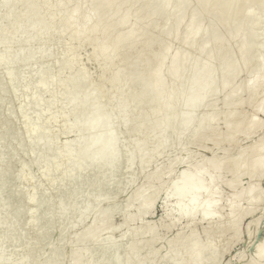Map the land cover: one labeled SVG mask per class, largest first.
Returning a JSON list of instances; mask_svg holds the SVG:
<instances>
[{
    "label": "bare ground",
    "instance_id": "bare-ground-1",
    "mask_svg": "<svg viewBox=\"0 0 264 264\" xmlns=\"http://www.w3.org/2000/svg\"><path fill=\"white\" fill-rule=\"evenodd\" d=\"M51 1L55 2L56 0H16L9 6H2L4 7L2 13L6 16L12 17V30H18L20 28L21 22L23 23L27 20V13L34 4L35 6L38 5V8L35 12L39 10L37 12L38 15L36 20H49L47 21L46 26L50 24V27L44 34H41L42 31L36 32L38 26L33 27V31L35 33H33L32 37L30 36L26 40V42L29 41V43L26 45V48L18 54V56H20V54L25 55V50L29 48L31 53L41 54L44 65H47L48 62H50V59L64 58V60L59 63L61 70L70 68L72 57L78 56L81 63L75 65L73 68L81 70V73H83V68H85L84 72H87L91 79L88 82H82V77L74 76V74L73 76L69 77L68 81H60V83L63 84L67 88V91L70 92L69 96L75 99L88 95L87 97L82 98L89 99L92 104H95L94 106L99 105L96 104L98 102L96 100V94L100 93V95L108 96L113 95L117 91L124 90L123 88H130V85L132 87L134 77L132 73L128 72V69L133 63L134 59L140 55L138 52L136 54L133 51L134 45L141 43L139 30L147 25V20L151 15L157 11L165 9L168 0H106L102 6H96L101 0H69L61 4H54L55 6L57 5L59 8H61V14H56V7L53 5V3H51ZM192 1H195V3L209 2V5L202 11H197L192 6ZM256 1H259L261 4L264 3V0H182L181 4L176 9L171 18H169V20L162 25V30L165 37L163 38V42L166 41L165 44L171 40L179 41L182 44L195 47L205 56L207 60H210L217 53H224L226 50L225 47L220 45L221 35L216 32L217 25L227 24L230 15L232 13L236 14L237 18L233 22V25L237 29L236 34L239 37V46L236 51L240 54L241 59L238 64H230L231 55L228 54L226 60L222 61L219 65L217 74L218 78L226 77L228 75H239L243 68L248 66L250 62L258 60L259 64L251 71L249 76L250 82L243 89H235L233 88L232 84H229L224 89L223 97L224 100L227 101L229 100L230 95L233 93H251L256 86H264V59H261V56H264V47L262 48L260 60L259 57H255L253 59V56L248 58L244 54L246 47L245 39L257 24L258 13L260 12L264 16L263 8L257 9V13L252 10V4ZM6 2L8 3L11 1L7 0ZM46 3L51 4L49 6L51 8L42 9ZM146 3L150 4L147 8L144 6ZM127 5L131 7L130 12L116 15L120 9ZM21 6L23 8L24 6L27 8L26 13L22 12L24 9H18ZM82 9L83 11L86 10L83 21L81 24L74 25L73 17L79 16V13ZM207 17H209L211 21L210 24L205 25L204 20ZM132 18H135L136 20L135 26H133L130 30L120 29L123 24ZM184 18H186L184 25L179 26ZM0 24H2V22ZM157 26L158 25H156V27ZM171 27L176 28L171 31ZM60 34H68L62 42L57 41V38ZM38 36L43 37V42L48 44L49 47L57 44L58 46L56 45V48L54 47V52H48L45 49L38 51L37 47L34 48L33 44ZM16 40L17 38L14 34L12 38L8 39V42L5 40L7 42L6 44L0 45V76H2L5 80L9 77L5 76L6 68L3 66L1 61L4 57L11 53L13 49L12 45ZM81 42H83L82 51L78 50V45ZM163 42L160 43L163 44V46H159L158 44L156 46L157 49L154 47L153 50L152 44L146 46V49L148 48L147 52L150 51L149 48H151L152 53H148L147 57L144 55L145 53H143V60L145 59L147 64L149 62L150 66L151 61L152 65L154 64V66V60L157 63L154 68H149L151 75L150 73L146 72V74H149L150 77L152 76L153 79H150L151 81L149 84L139 87L138 89L132 87L128 90V95L125 100H130V102H133L131 105H129V108L118 109L111 120L99 114L91 115L84 119L80 118L81 120H84L85 131L95 127H102L103 129L108 124L113 126L119 125V129L118 126H115L117 129L115 130L114 127L112 135L107 139L114 140V138H118L117 144L124 141L125 138H127L128 141L127 144H125V147H123V149L117 155L107 159V161L104 160V153L106 149L110 150L111 145L109 143V148H107V144L99 141L97 136L91 135L90 138L84 141L86 144H91L93 141H95V143L97 142L99 145L93 150L81 152L75 148L67 149L68 152L66 154L68 156L65 155L63 160L69 164L78 163L77 168L72 169V171H82L81 173L86 174L92 171V175H99L104 173L103 169H98L96 166V164L99 163L97 162L98 160L105 164H109L110 161H116V159H120V164L117 168L113 169L111 173L113 177L108 172L105 173L106 175L109 174V176L113 178H106L108 183L107 185L100 184L97 187H92L89 185L88 190H90V192L88 191L87 193L78 197L85 198V202H87L88 206L86 205L84 210H81L80 212L78 210L76 215L70 216L72 221L70 222L71 224L67 226L69 229L68 231L66 230L63 233V237H61V250L60 252L58 251V253L52 252V255L55 254V256H52L51 259L54 260L58 256L68 253L70 255L68 264H81L80 260L91 258L95 252L100 251L102 248V251L105 252V256L100 257V259L95 264H106L108 262V255L117 251L122 241L125 242L130 240V232L132 229H137L142 233L151 234H155V232L158 231V227L150 226L143 222L146 217L152 215L153 213V198L145 200L146 198H144V191L151 193L160 191L163 192L165 196L168 195V187L165 185V180L168 178L173 166L175 165V161L173 159L166 161L168 170L160 172V180L158 182L150 185H144L141 183L136 186V193L129 200H127V207L129 208L132 206V204H137L139 207L138 210L134 213H130L129 211L120 214L118 215L120 218L118 219V216L116 218L118 219L119 223L123 222L125 224L124 226L126 227L124 228L126 229V232H124L125 234L122 233L123 236L120 238V241H114L110 239V235L115 234L119 230L118 228L120 224H118L117 220V223L115 222L108 228L109 231L107 235L102 236L100 234L102 229L105 230V223L111 216L108 212L102 211L101 213H98L86 226L85 235L80 241L81 245L83 246V248H81L82 250L73 248L70 249L68 245V240L71 239V236H68L70 228L75 225H79V223L85 218L87 211L96 203L98 199V197L96 198V195L93 194L95 193L92 191L93 188L100 189L104 195L108 193L119 194L128 186V182L130 181L129 179L144 172L147 159L146 154L148 152L145 150L137 152L136 147L138 143L142 144L147 142V134H149L153 128H156L157 124H150V127L147 126L146 131L144 132L138 131V126L139 124L148 123V119H151L152 107L159 100V93L163 90H166L167 94L162 100L163 102L161 106L165 113L170 114L172 109L171 103L173 102V97L170 94L171 90L179 88V93H183L185 88L189 87L195 91V103L190 109H188V113H192L194 110H196L195 105L196 101L198 100L197 93L199 91L205 90V92L209 93L214 91L213 89L205 88L206 72L205 66L203 64L200 66L201 72L196 81L192 82L190 85H178L176 79L189 72L188 70L190 67L188 55L182 53L177 48L169 47L167 44V46H165ZM158 48L159 50L162 49V51H159ZM155 50H158L159 53L155 52ZM93 55H98L99 58L97 64L90 63V65L88 64V60ZM146 62H144L145 67ZM147 69H144V72ZM19 73L20 70L16 69L14 71L13 78H18ZM112 74L115 75L111 76ZM31 79L32 78H28L24 85L26 86L25 88L28 89V92L30 93L29 95L33 93V100H36L37 94L34 91V84H32L33 80ZM18 80L16 81H18L20 84V76ZM169 81L171 84L170 87H167V83ZM215 81L218 82L217 79ZM55 82L56 79L54 80V83ZM97 82H99L100 86L96 84ZM43 83L44 84H42V88L40 90L53 96L55 93L51 94V83L46 81H43ZM78 83L81 84L79 85ZM56 85L57 84L55 83L52 88H54ZM94 86L96 87L95 90H93L91 93H88L91 89H94ZM98 87H100V89ZM144 102L147 103L148 109L144 114L141 113L140 115L138 113V108H140ZM63 103L64 102H57L54 98H52L51 100L45 102L44 105L47 107L53 106V109L57 110L58 108L62 107L61 105H63ZM109 108L110 107H107V109ZM254 108L255 110L259 111L261 116L264 117V94H262L256 100ZM33 111L37 110H32L31 112ZM84 113L85 117L88 114V111L85 110ZM135 115L140 116L137 118L138 122L132 124V120ZM51 118H53V120L56 119L57 112H52L46 115L43 119L40 118L41 120H44L43 122L45 123H43V126H41L42 128H40L42 135L40 136V144H38L39 147L35 149V151L40 152L39 154L41 155V160L44 156L43 151L45 141L43 140L56 130V128L47 126L53 121L50 120ZM77 119L78 117H73L72 121H74L76 124ZM69 120L70 119H67L66 121ZM34 122H37V120ZM134 125L136 126L133 127ZM210 126V121H200L195 125V129L189 130V134L196 131L204 132L209 130ZM64 127L66 130L71 129L72 131L73 123L71 120ZM169 131H172V137L174 140L187 134L186 132L174 133L173 130ZM254 131H264V123L258 118H255L253 115L249 116L245 122L242 121L238 116L234 117V119L231 121L224 122L220 131L215 136L208 139L209 144H211L210 146L215 147L219 145L222 135L226 132L229 133L228 140L226 141L225 145L217 151V154H214V156L205 160H196L187 168L182 169L177 173L176 180L171 182V192L174 194L173 203L174 206L178 208V211L171 215L168 208L165 206L161 210V213L162 217L167 220V223L163 225L166 229H170L175 225H182L183 227L181 228L182 230L178 232L177 239L172 243L170 252L166 255H159L158 259L156 258L153 262H149V264H159L165 258L169 259L173 256L174 252L180 248H184L186 251L196 250L199 239L191 232L190 229L193 226V223L199 219L211 218L222 210L226 211L227 214L225 217L217 218V220L211 224L208 231H206V234H208L207 236L218 240V242L223 243L220 246H224L228 240L225 238V230H236L239 219H243L244 217H254L258 206L264 201V191L261 187L264 181V137L258 138L256 140L247 139L242 142V146L246 145L247 150L241 154L240 157H238L240 164L239 169L234 168V164L238 162L236 161L235 156H231L235 154L237 155V153L240 154L239 152L241 148V145L233 144L232 138L240 133ZM68 133H66V135H68ZM63 139L65 138L59 139V142L56 144V146H58L59 143L63 141ZM141 140L144 141L139 142ZM152 143L155 144V140L152 141ZM51 157L52 156H49L50 161ZM68 158H73L75 160L67 161ZM90 158L95 160L91 161L89 168L86 170L82 169L81 164ZM124 160H126L125 163ZM53 161L55 162V159ZM65 161H62L61 163H64ZM129 169L131 172H129ZM113 173L117 175H113ZM118 173H121V175H118ZM88 177H90V175H88L87 178ZM99 178L104 181L103 176H100ZM98 204H103L104 206L108 205L103 201H100ZM109 205V207L115 209L118 206V201L114 198ZM258 223V217H254L247 223L246 228L249 234H252L251 226L253 225V227L256 228ZM261 224L264 228V221H262ZM134 225L137 226L134 227ZM224 227H227L228 229ZM91 231H93L94 235H90L92 233ZM29 233H31V230ZM90 240L94 241L92 246H89L88 244ZM102 240L107 241L103 243L101 242ZM154 242L155 240H151L146 244L141 243L137 245V248L143 249L147 245H151ZM134 248V246H128L123 251V255L119 257L115 264H139L145 260V258H141L137 255L135 256ZM42 259L43 256L41 258L36 256V258H34L32 261L24 262L23 264H33L35 261H39L40 264H48V262L45 260L42 261ZM1 260L6 261L7 259ZM216 263L217 262L213 260L209 264ZM0 264L11 263L0 262ZM192 264H200V258L195 256ZM245 264H264V237L253 247Z\"/></svg>",
    "mask_w": 264,
    "mask_h": 264
},
{
    "label": "rangeland",
    "instance_id": "rangeland-1",
    "mask_svg": "<svg viewBox=\"0 0 264 264\" xmlns=\"http://www.w3.org/2000/svg\"><path fill=\"white\" fill-rule=\"evenodd\" d=\"M7 0H0V2H6ZM10 4L13 3L16 0H10ZM65 1L69 0H56L51 1V3L54 4H61ZM74 1V0H72ZM71 1V2H72ZM133 1V0H131ZM182 0H168L167 4L165 6V9L160 10L155 12L153 15L149 17L147 20V25H145L143 28H141L140 31V37H141V43L134 45V53L137 54V52L140 54L139 57H136L131 64V66L128 69V72L133 74L134 80L132 82V87L133 88H139L142 87L146 84H149L150 81L153 79V77L149 71V68L151 69L152 67L154 68L156 66V61L155 66L154 64L152 65V61L150 62L151 66L149 65V62L143 60L144 55L147 57L148 53L150 54V51L147 52L148 48L146 49V46L149 44H152V50L155 47L157 49V45L163 46V44H160L163 42L164 37V32L162 30V25L166 21L171 18V16L174 14L176 9L179 7L181 4ZM106 0H101L96 6H102ZM18 3V2H17ZM192 6L197 10V11H202L205 9L208 5L209 2L205 3H200L195 1L191 2ZM51 4L46 3L42 7V9H47L51 8L49 7ZM150 4L146 3L144 6L147 8ZM55 6V5H54ZM56 7V14H61L62 10L59 8L57 5ZM4 7L0 6V45L6 44L8 42V39L12 38L13 35L15 34L17 40L14 42L12 45L13 49L9 55L3 58L1 61L3 66L5 64V68L8 69L9 65L12 63V59H25L26 64L25 66H28L30 63H33L34 60L37 58L41 59V64L39 69L37 70L36 73V79H37V87L39 89L42 88L43 79L44 77L41 76H47L49 80H52L51 82V94H54L53 96L50 95L49 93L43 92L42 97H47L46 102L48 100H51L52 98L55 99L57 102H64L62 107L56 109H51L50 107H47L45 105H41L43 109L50 110V112L46 114H41L40 109L42 108L39 105L38 109H35L39 111V115H42L43 118H45L46 115L52 113V112H57V117L54 119L52 122H50L47 126L51 128H56L54 132H52L47 138H45L43 141H45L44 145V150L47 146H49V141L53 135L57 136L56 137V142L51 143V149L53 150L56 148V156L57 152L61 148L63 144H68V143H73L75 144L74 147L77 150H80L81 152L84 151H90L98 147V143L93 141L91 144H86L84 141L92 136H97V139L99 141H102V143L107 144V148H109V143L111 145L110 150L106 149L104 153V160L107 161V159L111 158L108 155L116 150L119 152L125 147V144H127V138L124 139L123 141L119 144H117V139L114 138V140H109V136L112 135L114 131V127L119 125H110L108 124L105 128L102 129V127H95L93 129H90L88 131L84 130V120H81L80 118L84 119L88 116L99 114L105 118H108L111 120L113 115L115 114L118 109L121 108H129V105H131L133 102L130 100H125L127 97V92L130 88H123L124 90H120L115 92L113 95H108V96H103L100 95V93L96 94V100L98 101L96 104H99L98 106H94L95 104H92L89 99L82 98V97H87L82 96L79 98H73L69 96V91H67V88L60 83L66 82L69 80V77L73 76H80L82 77V82H88L91 77L87 72H84L83 68V73H81V70L74 69L73 67L75 65H78L81 63L79 60L78 56L77 57H72L71 60V67L65 70H61L60 62L64 60V58H56V59H50V62H48L47 65H44L42 62V56L39 53L33 54L30 52V49H26L25 55L18 56V54L23 51L26 48V45L29 43V41L26 42V40L31 36H33V33H35L33 30L34 26H38L37 31H42L41 34H44L45 30L44 28L50 27V24L46 26L47 21L49 20H44L40 21L36 20L37 17V12L36 9L38 8V5L35 6V4L29 9L27 13V20L25 22H21L20 28L13 29V21L11 20L12 17L6 16L3 14V9ZM252 10L257 13V9L263 8L264 9V3L261 4L259 1L253 2L252 4ZM18 9L23 10V13L27 12V8H24L21 6ZM41 10V9H40ZM131 7L129 5L123 7L120 9L116 15H121L124 14L125 12H130ZM86 10L83 11V9L80 11L79 16L73 17V23L74 25L81 24L83 21V17L85 14ZM35 13V15H34ZM72 14V12H71ZM72 16V15H71ZM236 14L232 13L229 17V21L225 25H217L216 27V32H218L221 37H220V45L225 47V52L224 53H217L215 56H213L212 59L207 60L205 56L199 52L195 47H190L186 44H182L179 41L171 40L168 41L166 44L169 47L172 48H177L179 51L182 53H185L188 55V60H189V72L186 73L185 75L177 78V84L180 86L183 85H190L192 82L196 81L201 70L200 66L203 64L205 66V72H206V79L205 83L206 86L205 88L213 89L214 91L212 92H205V90H201L197 93L198 95V100L196 101V110H194L192 113H188V109L192 107V105L195 103L194 101V96H195V91L192 90V88H185L183 93H179V88H175L170 91V94L173 97V102L171 103V113L167 114L162 110V100L166 96V90L161 91L159 93V100L157 103L152 107V116L151 119H148V123L144 124H139L138 126V131L144 132L146 131V127H150L149 125L152 123H156L157 126L156 128H153L152 131L149 132L146 136V143L142 144H137L136 151L140 152L142 150L147 151L148 153L146 154L147 159L145 163V170L143 173L138 174L131 179L128 182V186L119 194H114V193H108L105 194L98 189L93 188V192L97 193L100 192V194H96V198L98 197L96 203L90 208L92 210H88L87 213L85 214V218L79 223V225H75L70 228L69 231V237L71 236V239L68 240V245L69 248L73 249H81L83 246L81 245V238L85 235V229L86 226L89 224V222L98 214L101 213L102 211L108 212L111 216L110 218L106 221L105 223V230L102 229V232L100 231V234L102 236L108 234V228L113 225L115 222L117 223L118 219L120 218L118 215L129 212L134 213L135 211L138 210V205L137 204H132L129 208L127 207V200H129L135 193H136V186L139 184H154L160 180V172L168 170V166L166 164L167 160H174L175 165L172 168V171L170 172L168 178L165 180V185L168 187V195L165 196L163 192L160 191H155V192H148L144 191L145 193V200H148L150 198H153V213L152 215L146 217L143 222L147 225L150 226H155L158 227V231L155 232V234L151 233H142L137 229H132L130 232V240L128 241H122L119 249L112 254L108 255V262L106 264H115V262L119 259L121 255H123V251L128 247V246H134V254L135 256H139L141 258H145L141 263L139 264H149V262H153L156 258H159V255H166L170 252L172 243L177 239L178 237V232L181 231L182 225H175L171 227L170 229H166L163 225L167 223V220L162 217L161 210L166 206L170 212L171 215L175 214L178 211V208L174 206L173 199H174V194L171 192V185L173 181L176 180V175L177 173L182 170L187 168L189 165H191L193 162L199 159H207L214 154H217V151L220 150L226 143V141L229 138V133L226 132L222 135V139L219 143V145L215 147H211L208 142V139L212 138L215 136L221 129L222 125L226 121H231L234 119V117H239L242 121H246L249 116L253 115L255 118H258L261 122L264 123V117L259 114L258 110H255L254 104L256 100L264 94V86H256L254 90L251 93H240L236 94L233 93L230 95L229 100H224L223 97V91L224 89L229 85L232 84L233 88L235 89H243L247 84L250 82V73L251 71L256 68L259 64V61L256 60L254 62H250L248 66L243 68L242 72L239 75L236 76H226L222 78H218V68L219 65L222 61L226 60L227 55L230 54V64H238L240 62L241 56L239 53H237V48L239 46V37L237 36V29L234 27L233 22L236 19ZM186 21V18H184L179 26L184 25ZM211 19L207 17L204 20V24H210ZM136 20L135 18L129 19L128 22L123 24L120 29L124 30H130L133 26H135ZM156 25L160 27H156ZM45 26V27H44ZM176 27H171V31H173ZM49 29V28H48ZM119 30V27H118ZM47 32V31H46ZM25 38L24 39H19V36L21 34H24ZM28 34V35H27ZM63 34H60L57 38V41L62 42L61 36ZM68 34L63 35L64 37L67 36ZM42 36V35H41ZM37 37V39L34 42V48H38V51L41 49H45L48 52L52 51L54 52V48L52 46L49 47L48 44H45L43 42V37ZM7 40V42L5 41ZM246 47L244 54L249 58L253 56V59L255 57H259L260 60V55L262 52V48L264 47V16L259 12L258 17H257V24L255 27L252 29V31L248 34L246 37ZM12 41V40H11ZM166 42V41H165ZM165 42H163L165 44ZM37 44H40V46H37ZM165 44V46H167ZM55 44V48H56ZM58 46V45H57ZM158 46V47H159ZM17 47H21L19 52H16ZM162 48V47H160ZM51 49V50H50ZM78 50L82 51L83 50V42H81L78 45ZM159 50V48H158ZM155 50V52L162 51L160 49L159 51ZM33 51V50H32ZM46 51V53H47ZM35 52V51H33ZM147 52V55H146ZM142 55V56H141ZM17 56V57H16ZM141 56V58H140ZM11 58L9 61H6L7 59ZM99 56L98 55H93L90 59L88 60V64L90 63H95L97 64ZM61 59V60H60ZM261 59H264V56H261ZM53 60V61H52ZM60 60V61H59ZM143 60V61H142ZM56 61H59V63L55 64ZM252 61V60H251ZM144 62H146V67L144 65ZM7 65V66H6ZM91 65V64H90ZM149 65V66H148ZM148 66V69H147ZM50 69V73L47 75L48 69ZM90 68V67H89ZM18 69V68H16ZM15 69V70H16ZM25 69V68H24ZM22 68V71L24 70ZM144 69H147L144 72ZM20 73L22 72L21 69L19 68ZM80 73H79V72ZM75 72V73H74ZM146 72L150 73V75L146 74ZM72 75H67V74ZM115 74H112L111 76H114ZM35 78V76H33ZM41 77L42 80H38V78ZM33 79V78H32ZM56 79V86L54 80ZM151 79V80H150ZM218 80L215 81V80ZM35 79L33 80V82ZM47 82V81H46ZM79 85L81 83H78ZM83 84V83H82ZM96 84H99L97 82ZM170 81L167 83V87H170ZM179 87V86H178ZM94 89H91L88 93H91ZM100 89V87H98ZM56 89V91H55ZM126 93V94H125ZM37 94V93H36ZM126 96H125V95ZM90 95V94H89ZM36 101V100H35ZM37 104V103H36ZM125 105V106H123ZM76 106V107H75ZM53 107V106H51ZM107 107H110L107 109ZM213 107V108H212ZM66 109L67 116L64 117L62 121H59L58 119L60 118V114L62 111ZM147 103L144 102L140 108H138V113L141 115V113H145L147 111ZM34 110V109H30ZM87 110L88 114L84 117L85 113L84 111ZM113 111V113H111ZM140 115H135L132 124L138 122L137 118ZM212 116V117H211ZM73 117H78L76 124L74 123ZM67 119H70L71 122L73 123V129L66 130L65 125L70 121H66ZM166 119V120H165ZM209 122L210 121V128L209 130H206L204 132L201 131H196L194 133H190L189 130L195 129V125L198 122ZM75 124V128H74ZM134 125L133 127H135ZM170 126V128L168 127ZM117 128L115 127V130ZM174 133H181V132H186V135L181 136L180 138L173 139L172 137V131ZM71 131V132H70ZM69 132V133H68ZM68 133V135H66ZM228 133V134H227ZM132 137V136H131ZM130 137V138H131ZM264 137V131H254V132H245V133H240L237 136L233 137V144L234 145H241L240 148V154L237 153V155H231L235 156L236 161L238 163L234 164V168L239 169L240 164L238 157H240L241 154H243L247 150V146L243 145L242 142H244L247 139L250 140H256L258 138ZM63 139L62 142L59 143L58 146L56 144L59 142V139ZM109 140V142H108ZM145 140V139H144ZM144 140H141L139 142H143ZM145 140V141H146ZM155 140V144L152 143V141ZM42 141V142H43ZM66 142V143H65ZM107 142V143H106ZM166 144V148L161 147ZM38 144H40V139L38 141ZM70 146V144H69ZM65 153L68 152L67 149L64 150ZM118 152V153H119ZM117 153V154H118ZM115 154V155H117ZM43 159L42 162H45L44 160L49 159V156H46L44 151H43ZM67 155V154H65ZM106 155V156H105ZM62 156V154H59V157ZM68 156V155H67ZM230 156V157H231ZM65 157V156H64ZM107 157V158H105ZM113 157V156H112ZM63 158V157H62ZM127 159V158H126ZM50 161V160H49ZM126 160H124L125 163ZM139 162V160L137 159ZM136 161V164H137ZM72 171V170H71ZM72 172H82V171H72ZM118 175H121V173H118ZM68 177H70L68 175ZM262 190L264 191V181L262 183ZM228 194V193H226ZM113 195V196H111ZM110 196V197H108ZM106 198V199H105ZM116 199L118 201V206L113 209L109 207L110 202L113 199ZM100 201L105 202L108 205H99L98 203ZM73 208V207H72ZM77 212H78V208ZM76 212V214H77ZM74 213V209H73ZM71 213V215H76ZM226 211L222 210L218 214L214 215L211 218L207 219H199L195 223H193V226L191 227V232L197 236L198 240V247L196 250L192 251H186L184 248H180L176 252H174L173 256L168 258H165L162 260L159 264H192L195 256L200 258V264H209L213 260L216 261V264H245V262L248 260L249 253L253 249V247L260 242V240L264 237V228L262 227L261 222L264 221V201L262 204H260L257 208V211L254 215V217L259 218V223L256 228L251 226V231L252 234L248 233L247 231V223L252 220L254 217H244L243 219H239L238 227L236 230H223L225 233V238H227V242L224 244V246H220L221 242H218V240H215L212 237L207 236L206 231L210 228L211 224H213L217 218L221 217L224 218L226 215ZM118 216V219H116ZM117 220V221H116ZM224 220V219H223ZM119 230L113 234L110 235V239L114 241H120V238L125 234L126 228L124 223L118 221ZM138 225V224H137ZM137 225H134L136 227ZM227 228V227H224ZM228 229V228H227ZM95 231V230H94ZM90 235H94L93 231ZM123 233V234H122ZM122 234V235H121ZM100 235V236H101ZM120 235V236H119ZM151 240H155V242L151 245H147L143 249H138L137 245L141 243H148ZM107 240H102L101 242H106ZM89 246L94 244L93 240H90L88 242ZM104 248V247H103ZM61 248L59 247L55 253L60 252ZM82 250V249H81ZM103 249L101 248L100 251L95 252V254L89 258V259H83L80 260L81 264H95L100 257L105 256V252L102 251ZM53 254V253H51ZM110 256V257H109ZM94 259V260H93ZM70 260V255L68 253H65L61 256H58L56 259H51V257L46 258L45 261L48 262V264H68ZM93 260V261H91ZM148 260V262H147ZM33 264H40L39 261H35Z\"/></svg>",
    "mask_w": 264,
    "mask_h": 264
},
{
    "label": "water",
    "instance_id": "water-1",
    "mask_svg": "<svg viewBox=\"0 0 264 264\" xmlns=\"http://www.w3.org/2000/svg\"><path fill=\"white\" fill-rule=\"evenodd\" d=\"M9 5L10 2H0V6ZM48 28H44L43 31L46 32ZM25 35L26 33L21 34L19 39H24ZM63 35L61 40L66 38ZM54 47L52 46V48ZM20 48L17 47L14 53L19 52ZM59 61H56L55 64ZM25 64V59H12L5 75L9 78L5 80L0 76V262L11 264L30 262L36 256L39 258L43 256L42 261L54 257L55 254L51 253H55L62 244L61 237L69 229L67 226L71 224L70 214L73 213V209V214H76V208L80 212L86 205L88 206L85 198L78 197L90 192L89 185L92 187H97L100 184L107 185L106 178L113 179L111 173L120 164V159L110 161L109 164L98 160L99 163L96 166L98 169H103L104 174L92 175V171L88 174L72 172L71 170L77 168L78 163L69 164L62 157L66 154L64 150L74 147L75 144H63L56 156L57 150L56 148L51 149V143L56 142L58 135L51 137L49 146L44 150L46 156H52L51 161L47 159L42 162L40 152L35 151L39 147L38 141L42 135L40 128L45 123L40 119L43 117L39 115V111L41 114L44 112L46 114L51 109L53 110V107L49 106L51 109L46 110L41 106L45 104L47 98L42 97L44 91L37 87L36 73L40 67L41 59L37 58L28 66ZM16 68H20L21 71L22 68H25L21 74H18L20 84L17 77L13 78ZM50 69L46 72L47 75L50 73ZM67 75L71 76L72 73ZM41 77H44L43 79L47 82L52 81L46 75ZM41 77L38 80H42ZM28 78L35 79L32 83L34 87H32L37 93L36 101L33 100V93L29 95L28 89L25 88L24 84ZM39 105L42 107L39 111L31 112L30 109H38ZM60 115L58 120L62 121L67 116L66 109ZM35 120L37 122H34ZM168 127L170 128V126ZM166 144L165 142L161 147L166 148ZM118 152L116 150L108 156L112 157ZM59 154L62 156L59 157ZM72 160L75 159L68 158L67 161ZM93 160L95 159L85 160L81 164L82 169L89 168ZM62 161L65 162L61 163ZM106 172L112 177L109 174L106 175ZM129 172H131L130 169ZM88 175L90 177L87 178ZM113 175L117 174L113 173ZM100 176H103L104 181L99 178ZM98 190L100 191V189ZM97 193L100 194V192ZM30 230L31 233H29ZM1 259L7 260L2 261Z\"/></svg>",
    "mask_w": 264,
    "mask_h": 264
}]
</instances>
